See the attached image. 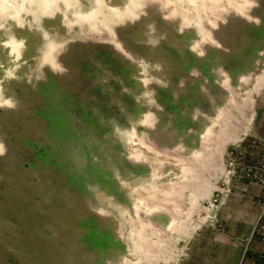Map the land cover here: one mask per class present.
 Here are the masks:
<instances>
[{
	"label": "rangeland",
	"instance_id": "1",
	"mask_svg": "<svg viewBox=\"0 0 264 264\" xmlns=\"http://www.w3.org/2000/svg\"><path fill=\"white\" fill-rule=\"evenodd\" d=\"M13 4L0 264H198L194 218L264 178V0Z\"/></svg>",
	"mask_w": 264,
	"mask_h": 264
},
{
	"label": "crops",
	"instance_id": "2",
	"mask_svg": "<svg viewBox=\"0 0 264 264\" xmlns=\"http://www.w3.org/2000/svg\"><path fill=\"white\" fill-rule=\"evenodd\" d=\"M205 185L199 192V197H208L212 192V178H204ZM231 195H220L215 204V222L210 227L202 215L193 224L202 226L203 233L207 236L203 242L199 258L194 259L198 264H263L259 258L261 245L254 240L242 255L244 237L248 234L252 221L256 216L257 208L251 201L256 192L255 186L239 183ZM223 194V193H222ZM199 207V206H198ZM198 210V208H197ZM196 211V210H195ZM196 216V212H186ZM195 213V214H194ZM206 227H203L205 226ZM189 225L186 224V228ZM242 249V250H241Z\"/></svg>",
	"mask_w": 264,
	"mask_h": 264
},
{
	"label": "built area",
	"instance_id": "3",
	"mask_svg": "<svg viewBox=\"0 0 264 264\" xmlns=\"http://www.w3.org/2000/svg\"><path fill=\"white\" fill-rule=\"evenodd\" d=\"M258 180L260 181V192L255 194V206L257 212L248 236L244 241L242 255L248 249L249 241L252 239L257 240L261 245L259 258L264 264V178H258Z\"/></svg>",
	"mask_w": 264,
	"mask_h": 264
},
{
	"label": "bare ground",
	"instance_id": "4",
	"mask_svg": "<svg viewBox=\"0 0 264 264\" xmlns=\"http://www.w3.org/2000/svg\"><path fill=\"white\" fill-rule=\"evenodd\" d=\"M8 1H10V0H0V11L1 12H3V13H7L8 11H5L7 8H9L10 7V5H11V7L14 9V8H17V6L15 5V4H13V2L15 1V0H11L12 1V3H9L8 4ZM53 0H41V2H43V4L44 3H46L47 2V5H50V2H52ZM9 13V12H8ZM186 179V178H185ZM183 180V179H182ZM171 181V180H170ZM169 183V182H168ZM175 183H177V182H175ZM172 184V183H171ZM179 184H181V183H179ZM186 184V183H185ZM173 185V184H172ZM175 186V185H174ZM177 186V185H176ZM170 188V187H169ZM176 191V190H175ZM143 203V202H142ZM152 206V205H151ZM149 206H147V208H148ZM151 211V210H150ZM172 221H173V219H172ZM170 222H171V220H170ZM137 230V229H136ZM135 234H136V232H135ZM138 236V235H137Z\"/></svg>",
	"mask_w": 264,
	"mask_h": 264
},
{
	"label": "clouds",
	"instance_id": "5",
	"mask_svg": "<svg viewBox=\"0 0 264 264\" xmlns=\"http://www.w3.org/2000/svg\"><path fill=\"white\" fill-rule=\"evenodd\" d=\"M0 155H3V146L0 145Z\"/></svg>",
	"mask_w": 264,
	"mask_h": 264
}]
</instances>
